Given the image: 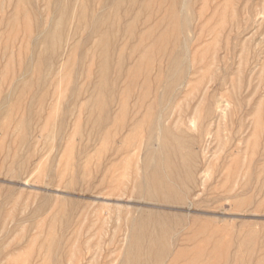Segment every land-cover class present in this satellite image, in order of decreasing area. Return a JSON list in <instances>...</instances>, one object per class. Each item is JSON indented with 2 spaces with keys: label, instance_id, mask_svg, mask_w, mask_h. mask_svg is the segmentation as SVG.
Returning a JSON list of instances; mask_svg holds the SVG:
<instances>
[{
  "label": "rangeland",
  "instance_id": "1",
  "mask_svg": "<svg viewBox=\"0 0 264 264\" xmlns=\"http://www.w3.org/2000/svg\"><path fill=\"white\" fill-rule=\"evenodd\" d=\"M68 1L64 16L56 0H0V126L6 124L0 129V264H54L53 256L59 264H120L127 220L143 203L130 197L133 184L157 120L190 141L196 174L184 208L160 209L181 216L178 241L162 264H264V0H190L193 21L188 36L177 40L171 0L150 6L124 0L118 20L102 28L114 90L103 129L92 101L97 36L84 41L87 27L77 21L81 0ZM101 11L93 0L86 7L89 14ZM60 18L62 40L37 84L32 66L40 45L33 49L32 42ZM186 39L181 80L165 91L163 106L156 105ZM16 81L30 89L14 88ZM67 101L70 112L59 132ZM22 118L30 127L20 144L15 125ZM52 239L61 246L50 250Z\"/></svg>",
  "mask_w": 264,
  "mask_h": 264
},
{
  "label": "bare ground",
  "instance_id": "2",
  "mask_svg": "<svg viewBox=\"0 0 264 264\" xmlns=\"http://www.w3.org/2000/svg\"><path fill=\"white\" fill-rule=\"evenodd\" d=\"M91 1L92 0H81V1H79L80 5H79V12L77 11L78 12L77 21H78L79 25H85V27H87V34H85L86 36L84 37V41L89 43L90 38H93V36H97L96 46L98 49H100V55H99V61L97 64L98 65V67H97L98 80H97V83L95 84V88H94L95 94L92 98V101L101 114L100 119H98L99 120L98 124H99V127L103 129V127L106 126L108 119H109L107 108L110 106V102H111L110 101V94L114 93L113 92L114 90L110 85L109 77H108V70L110 67V63H109L108 56H107L109 41H108L107 33L103 32L102 28L107 27L109 24L113 25L114 22H116L115 18L118 20L117 12H118L119 8L121 7L122 3L125 1L124 0H93V4H96L98 7H100V10H102V11L99 12L98 14H97V12L89 14L86 12V7ZM153 1L154 0H147L146 5L148 4V6H150V4ZM162 1L163 0H160V2H162ZM20 2H22V0H20ZM128 2L130 5H134L136 0H128ZM190 2H191L190 0H179V1L171 0L170 1V6L168 9L169 23L173 27L174 31H176L175 32L176 33V40H177V38H179V36L181 34L183 35V33H185L184 31L190 29L189 25L193 21L190 19L192 17H190V15H189V11L191 12V10H190L191 8L189 7ZM56 4H57V13L65 16L69 11V1L67 0V3H64L63 0H56ZM63 4H65V5L62 6ZM70 4H71V2H70ZM177 5H180V6H178V9H177ZM76 9H77V7H76ZM110 12H111V14H109ZM108 15H110V17ZM133 15H135V14H133ZM62 19L60 18V20L55 24L53 23L54 25H52V26L49 25L50 27L48 29L46 28V30H42L38 36H35L36 37L35 39L33 38L34 40L32 42L33 43L32 48L34 49L37 44L40 45L39 51L35 57V63L32 66L33 72L35 71V73H37V79H36L37 84L42 82L43 71H46V72L49 71L50 72L52 59L57 54L58 44L62 40V37H61L62 36V32H61L62 31V29H61ZM190 20H191V22H190ZM47 26H48V24H47ZM130 26H131V23H128L127 28L129 29ZM159 32H161V31H159ZM187 34L185 33L184 36H188ZM28 35H30V34H28ZM191 36H193V34H191ZM165 37H166V32L162 33L159 39L163 40ZM65 39L67 40V38H65ZM82 40L80 39L81 42H82ZM187 40H189V39H186V41L183 40L184 41L183 46L182 47L179 46L180 49H178L180 51L178 53H177L178 50L175 52V53H177L178 56L174 59V61L172 62L171 66H170V67H172L171 68L172 70H169V72L166 70L169 74L166 73L167 74V79H166L167 81L164 80L166 84L163 82V84H165L164 92L161 94H158V96L155 98V104L156 105H161V103L163 102V99L165 98V91L168 89L170 90L171 87H173L174 85L179 83V81L181 80V76H179V75L181 73H183V67L186 64V62H184V60L181 59L180 55L182 54V56H184L183 52L185 51V47H187V43H189V42H187ZM27 41H29V40H27ZM83 45H84V43H83ZM189 47L190 46H188V48ZM181 49H184V51H182V53H181ZM79 54H81V53L79 52ZM135 56H136V54H135ZM188 57H190V56H188ZM79 60H80V58H79ZM8 62H10V61H8ZM120 66H121V62L117 61L116 67L119 68ZM185 67H188V66H185ZM75 71H76V69H75ZM187 71H189V70H187ZM77 73L79 74V71ZM172 73L175 74V78L172 77L173 76ZM186 74H187V72H186ZM170 75L172 78H170ZM77 77H79V76H77ZM21 82L22 81H20V82L16 81L13 84V87L18 89V87L21 86L23 92H25L27 89H30L29 83H25L23 85V83H21ZM73 82H74V80H73ZM181 87H180V89H181ZM161 88H163L162 85H161ZM177 88H178V86H177ZM69 91L71 92L72 96H74V97H75V95H77L79 93L76 86L75 87L72 86L71 90H69ZM174 92H175V90H174ZM175 94L177 95V93H175ZM174 98H175V96H174ZM39 100H41V97L39 98ZM67 102H68L67 105L65 106V108H63L64 110H63L62 118L60 120L59 129H58L59 132H61V130H63L62 127H63V125H65L64 124L65 118H67V115L70 112V108H69L70 101H67ZM212 105H213V103H212ZM161 106H163V105H161ZM20 107H22V106H20ZM160 108L161 107H159V109ZM164 108H166V107H164ZM110 109L111 108H109V110ZM161 112L159 113V116L156 115V117L158 116V118H160ZM8 118L10 119V116ZM113 119H114V117L112 118V120ZM5 126H6V124H2V126H0L1 131L4 130ZM28 127H30V126H28L27 121H24V118H22L20 121H18V123L15 125V128L20 131V135H19L20 144L27 142L25 134L27 133ZM28 135H30V134H28ZM147 135L148 136H147L146 143H144L145 144L144 145L145 153L143 154V157H142L143 159L141 160L142 161L141 174L135 180V182L133 184V190H132L131 196H130V197H133L134 200L136 199V201L138 200V201H141L143 203L139 202V204H136V206H138V208H139V209L137 208L134 211V214L136 213V215L130 216L127 220V229H128V236H127L128 238L126 241L127 242L126 243L127 248H126V251L124 252L123 259H122L120 264H162L164 262L165 258L170 253L169 251H170L171 247H173L175 245V243L178 241V238L176 237V236H178V232L175 230L176 229L175 226L178 223H180V221H181L180 215H176L175 213H168V212H170L171 210L173 211L174 209H172V208H174V207H176V208L180 207L181 209L185 207V200L187 198V188H188L189 184L194 182V179H193V178H195L194 175L196 176V174H193V170H194L193 169L194 168L193 161H194L195 155L192 151H190L188 149V144H187V142H190V141L186 140L187 141L186 142L184 139L173 134L169 129L163 128V126L160 124V120H157V122H155V124H153L151 126ZM57 137H59V136H57ZM236 137H238V136H236ZM29 140H31V139H29ZM56 142H58V141L56 140ZM60 143H59V146H60ZM202 145H203V143H202ZM257 145H258V140H257ZM88 147L89 146H87V148ZM92 147H93V145H92ZM200 147H201V145H200ZM232 147H233V145H232ZM224 150L227 151L226 148ZM240 151H241V148H240ZM36 159H38V158H36ZM36 159H34V160H36ZM199 160L202 161L201 158ZM54 161H55V159H54ZM141 161H140V163H141ZM50 171H49V173H50ZM194 173H195V171H194ZM251 173H252V170H251ZM251 177H253V176H251ZM251 177H250V180H251ZM47 179H48V177H47ZM196 183L199 184V182H196ZM249 186L250 185H248L247 188H249ZM8 195H10V194H8ZM261 195H262V193H261ZM228 197L229 196H227L226 199ZM222 198H224V197H222ZM210 199H209V201H210ZM120 200L122 201V199H120ZM214 200H216V199H214ZM186 201L188 202V200H186ZM118 202L119 201H117L115 205L117 206L116 207L117 212L119 213L120 207H118L119 206L117 204ZM195 202H193V203H195ZM207 202H208V200H207ZM146 203H150L151 205H148ZM156 205H157V207H156ZM164 206H166V207H164ZM182 206H184V207H182ZM142 208H147L148 210L144 211V209H142ZM106 209L109 210L110 208L107 206ZM160 209H164L168 212H166V213L161 212ZM223 209H225V208H223ZM176 211L181 212L180 210H176ZM10 216H11V214H10ZM204 216H208V215L205 214ZM224 222H225V220H224ZM60 242H58V240H56V239H52L51 241L48 242V248L50 250L51 249L55 250L56 248H59L61 246ZM248 248H250V247H248ZM244 249H245V247H244ZM212 253H214V252L212 251ZM251 253H252V251H251ZM181 255H182V253H180L179 256H181ZM53 257H51V262L54 264H59L57 256L54 258ZM257 257H259V256H257Z\"/></svg>",
  "mask_w": 264,
  "mask_h": 264
}]
</instances>
